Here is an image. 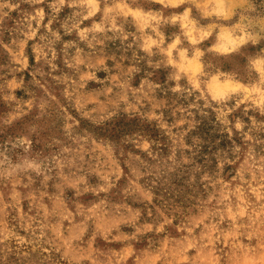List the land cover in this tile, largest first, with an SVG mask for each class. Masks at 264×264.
I'll list each match as a JSON object with an SVG mask.
<instances>
[{
    "label": "rangeland",
    "instance_id": "374dc122",
    "mask_svg": "<svg viewBox=\"0 0 264 264\" xmlns=\"http://www.w3.org/2000/svg\"><path fill=\"white\" fill-rule=\"evenodd\" d=\"M0 264H264V0H0Z\"/></svg>",
    "mask_w": 264,
    "mask_h": 264
}]
</instances>
